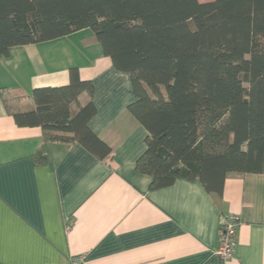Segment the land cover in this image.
<instances>
[{
  "label": "crops",
  "instance_id": "obj_1",
  "mask_svg": "<svg viewBox=\"0 0 264 264\" xmlns=\"http://www.w3.org/2000/svg\"><path fill=\"white\" fill-rule=\"evenodd\" d=\"M86 34L0 57V264H264V174H229L220 198L181 179L149 190L150 177L135 171L147 133L127 112L130 77L99 45H84ZM72 68L92 83L77 103L96 109L88 127L110 147L105 160L77 143H45L39 127L9 114L34 108L33 89L67 85ZM227 214L242 223L225 261L214 251Z\"/></svg>",
  "mask_w": 264,
  "mask_h": 264
},
{
  "label": "trees",
  "instance_id": "obj_2",
  "mask_svg": "<svg viewBox=\"0 0 264 264\" xmlns=\"http://www.w3.org/2000/svg\"><path fill=\"white\" fill-rule=\"evenodd\" d=\"M82 32L130 77L127 112L147 133L135 171L149 190L181 179L220 198L229 174H264V0H0V57ZM84 92L92 83L72 68L67 85L31 91L32 110L8 113L45 143L105 160L110 147L88 127L96 109L77 103Z\"/></svg>",
  "mask_w": 264,
  "mask_h": 264
},
{
  "label": "built area",
  "instance_id": "obj_3",
  "mask_svg": "<svg viewBox=\"0 0 264 264\" xmlns=\"http://www.w3.org/2000/svg\"><path fill=\"white\" fill-rule=\"evenodd\" d=\"M241 223L240 217L234 214L224 215L220 219L219 245L214 253L225 261L233 257L237 241V232ZM69 264H84V259L82 256L72 258L69 260Z\"/></svg>",
  "mask_w": 264,
  "mask_h": 264
},
{
  "label": "rangeland",
  "instance_id": "obj_4",
  "mask_svg": "<svg viewBox=\"0 0 264 264\" xmlns=\"http://www.w3.org/2000/svg\"><path fill=\"white\" fill-rule=\"evenodd\" d=\"M210 1H212V0H199V2H201V3L210 2Z\"/></svg>",
  "mask_w": 264,
  "mask_h": 264
}]
</instances>
